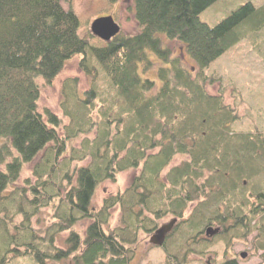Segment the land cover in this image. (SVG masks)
I'll return each instance as SVG.
<instances>
[{
	"label": "trees",
	"instance_id": "obj_1",
	"mask_svg": "<svg viewBox=\"0 0 264 264\" xmlns=\"http://www.w3.org/2000/svg\"><path fill=\"white\" fill-rule=\"evenodd\" d=\"M218 1L134 0L137 34L107 42L83 37L61 0H0V264H132L140 233L166 217L177 220L161 247L168 264L250 234L264 251V134L234 128L238 110L209 92L207 74L264 31V4L209 26L200 16ZM151 54L157 79L147 76ZM76 56L90 86L81 93L66 80L62 117L41 112L39 81L51 84ZM129 171L138 172L130 185L95 209L99 185Z\"/></svg>",
	"mask_w": 264,
	"mask_h": 264
},
{
	"label": "rangeland",
	"instance_id": "obj_2",
	"mask_svg": "<svg viewBox=\"0 0 264 264\" xmlns=\"http://www.w3.org/2000/svg\"><path fill=\"white\" fill-rule=\"evenodd\" d=\"M66 10L72 9L80 21V34L87 37L91 34V24L102 18L112 16L121 26V34H137L139 27L135 20L134 0H117L115 4L108 0H61ZM252 3L255 7H261L264 0H220L204 11L200 20L209 26H215L226 19L232 12L238 10L246 3ZM171 49L174 57L184 62L188 69L195 64L187 54L185 47L176 41L163 40ZM150 58L157 63L159 61L152 54ZM81 57L76 56L68 61L59 76L51 83L39 81L41 97L39 109L41 112L49 110L62 117L60 103L62 101L63 84L68 79H77L78 89L83 93L90 86V79L80 69ZM161 66V64H159ZM147 76L157 79L156 69ZM208 76L214 78V84L209 85L211 94L223 92L227 104L235 106L238 110L239 121L234 125L236 130L243 132H262L264 134V31L242 41L234 49L223 55L207 70ZM143 78H145L142 75ZM185 161L184 156H178L172 166ZM138 172L129 171L118 175L115 181H107L99 185L96 190L93 206L95 209L102 207L104 199L123 192L131 183ZM30 176V169H26L23 178ZM22 178V180H23ZM188 210L186 214L189 215ZM50 211H44L39 218L49 221ZM122 214L119 209L112 212L109 227L117 229L121 227ZM174 218L166 217L159 220V228L170 223ZM82 231L85 226H77ZM67 236V234H64ZM154 234L140 233L139 241L135 246V257L132 264H168L166 251L153 246L150 240ZM255 235V234H254ZM251 234L247 239L238 237L226 244L215 240L211 248L204 253H193L185 257H178L181 264H219L225 258L235 259L239 264H264V251L252 248ZM242 255H245L242 257ZM55 264H71L70 258Z\"/></svg>",
	"mask_w": 264,
	"mask_h": 264
},
{
	"label": "water",
	"instance_id": "obj_3",
	"mask_svg": "<svg viewBox=\"0 0 264 264\" xmlns=\"http://www.w3.org/2000/svg\"><path fill=\"white\" fill-rule=\"evenodd\" d=\"M121 32L120 25L115 19L110 16L108 18H102L94 21L91 25V33L103 41H111L118 36ZM177 220L173 219L170 223L160 227L152 236L150 243L156 247H163L167 239V236L171 233L176 225ZM218 233L217 229L209 228L207 230L208 236H214ZM245 255H242L244 257Z\"/></svg>",
	"mask_w": 264,
	"mask_h": 264
}]
</instances>
